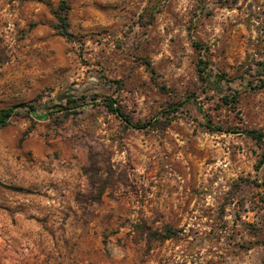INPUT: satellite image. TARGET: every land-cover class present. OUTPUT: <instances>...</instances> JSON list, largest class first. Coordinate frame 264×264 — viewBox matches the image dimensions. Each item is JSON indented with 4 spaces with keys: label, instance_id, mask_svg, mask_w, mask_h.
<instances>
[{
    "label": "rangeland",
    "instance_id": "374dc122",
    "mask_svg": "<svg viewBox=\"0 0 264 264\" xmlns=\"http://www.w3.org/2000/svg\"><path fill=\"white\" fill-rule=\"evenodd\" d=\"M61 1L0 0V109L36 105L0 129V264H264V0H66L69 36Z\"/></svg>",
    "mask_w": 264,
    "mask_h": 264
},
{
    "label": "trees",
    "instance_id": "16d2710c",
    "mask_svg": "<svg viewBox=\"0 0 264 264\" xmlns=\"http://www.w3.org/2000/svg\"><path fill=\"white\" fill-rule=\"evenodd\" d=\"M70 9L69 4L67 3L66 0H62L60 5L53 9V13L55 14L58 23H57V28L59 29V31L61 32V34L63 35H71L70 31L68 30V11ZM203 62V61H201ZM263 69H264V62L262 63ZM204 67H202L201 71H204ZM70 102H72V99H69ZM182 103H176L173 107H172V111H176L178 110L179 106ZM106 105L109 108V110H111L113 113L121 116L122 118H124L129 124H131V119L125 114V112L123 111V109L121 108L120 105H118L116 103V101L114 99H107L106 100ZM64 109H68V106H64ZM27 110V111H34L36 110V105L35 104H26V103H21V104H17L14 106H9V107H3L0 109V129L7 126L10 123V120L13 116H15L20 110ZM150 124V122H146V123H136L133 124V127L136 128H145ZM208 126L212 131H223V127L221 125H215L211 119L208 120ZM247 135L253 137L254 139H258V140H263L264 139V135L261 132H257L255 130H247L245 131ZM264 163V154L260 160V164ZM174 231L172 230V228H168L166 230V233L160 235V238H170L172 236H174Z\"/></svg>",
    "mask_w": 264,
    "mask_h": 264
}]
</instances>
